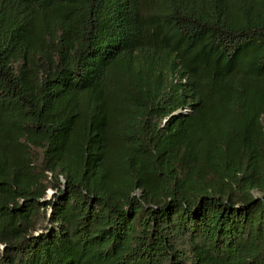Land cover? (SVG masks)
<instances>
[{"label": "trees", "instance_id": "1", "mask_svg": "<svg viewBox=\"0 0 264 264\" xmlns=\"http://www.w3.org/2000/svg\"><path fill=\"white\" fill-rule=\"evenodd\" d=\"M0 264H264V0H0Z\"/></svg>", "mask_w": 264, "mask_h": 264}, {"label": "water", "instance_id": "2", "mask_svg": "<svg viewBox=\"0 0 264 264\" xmlns=\"http://www.w3.org/2000/svg\"><path fill=\"white\" fill-rule=\"evenodd\" d=\"M189 110H188V108L187 109H185L183 112H188ZM181 112V110H179V111H176L175 113H173V115L174 114H178V113H180Z\"/></svg>", "mask_w": 264, "mask_h": 264}, {"label": "rangeland", "instance_id": "3", "mask_svg": "<svg viewBox=\"0 0 264 264\" xmlns=\"http://www.w3.org/2000/svg\"><path fill=\"white\" fill-rule=\"evenodd\" d=\"M52 193H53L52 191H49V192H48V194H49V197H51V194H52Z\"/></svg>", "mask_w": 264, "mask_h": 264}, {"label": "built area", "instance_id": "4", "mask_svg": "<svg viewBox=\"0 0 264 264\" xmlns=\"http://www.w3.org/2000/svg\"><path fill=\"white\" fill-rule=\"evenodd\" d=\"M189 110V109H188Z\"/></svg>", "mask_w": 264, "mask_h": 264}]
</instances>
